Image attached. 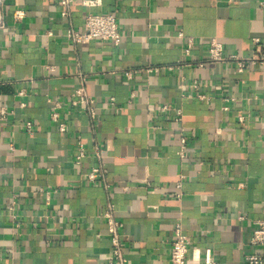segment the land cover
<instances>
[{"label":"crops","instance_id":"obj_1","mask_svg":"<svg viewBox=\"0 0 264 264\" xmlns=\"http://www.w3.org/2000/svg\"><path fill=\"white\" fill-rule=\"evenodd\" d=\"M84 1H73L68 19L60 0L4 6L0 264H111L108 203L127 264H173L176 222L190 238L188 264H243L264 219V68L239 74L236 62L206 57L211 38L241 57L252 54L253 38L264 45V0ZM89 11L117 17L119 45L68 38L70 28L84 30ZM82 77L96 100L93 120L70 104ZM79 141L87 156L77 165ZM96 144L109 190L87 179Z\"/></svg>","mask_w":264,"mask_h":264},{"label":"built area","instance_id":"obj_2","mask_svg":"<svg viewBox=\"0 0 264 264\" xmlns=\"http://www.w3.org/2000/svg\"><path fill=\"white\" fill-rule=\"evenodd\" d=\"M7 0H0V29L6 26L4 6ZM74 0H60V5L62 7L61 15L62 17L68 19L71 16V4ZM100 0H85L84 3L89 6H95ZM25 16L24 10L18 9L14 12V18L20 20ZM124 37L123 31L120 27L117 17L112 13L103 12H92L89 11L85 16L84 30L77 31L70 28L68 31V38L74 44L88 43L92 40H106L110 41L115 45H119ZM253 52L250 56L241 57L238 54L226 53L224 44L217 38H211L209 42V48L207 53V59L213 62L221 63L227 61H233L237 63V72L241 74L246 65L261 66L264 68V45L260 38H253ZM193 45V40L188 39V46L184 49L186 55L190 54ZM199 66H204L202 62ZM130 76V73L127 74ZM85 77H82L79 85L71 94L70 104L74 108L80 109L89 118L94 119L96 112V100L90 95L85 88ZM19 95H24V90L18 92ZM228 101V99H227ZM109 103L115 105V98H110ZM24 106V104L22 105ZM61 106L60 102H56L53 105L52 119L58 122L59 112L58 108ZM227 108V106L225 107ZM169 105H164L162 110H169ZM178 115L181 116L180 110L177 111ZM6 112L3 110L0 112V116H4ZM175 120H180V117H175ZM240 120H244V116L240 117ZM25 127L27 130H31L33 127L32 122H26ZM59 129L61 131L66 130V125L64 123L59 124ZM187 138L181 137V145L183 150L185 149ZM93 155L95 158V165L87 174V179L90 182H100L106 190L110 189V183L106 178L105 174V156L104 149L101 144H96L93 147ZM87 156L86 146L83 142L79 141L77 146V153L75 155V164L80 165L84 158ZM182 178L176 184L177 197L182 196ZM44 191V189H41ZM48 194V192H47ZM114 205L108 203V209L104 213V218L108 224V236L111 243L112 252V262L111 264H127L123 242L121 239V234L119 231L120 224L113 215ZM174 235L170 243L171 253L170 261L173 264H188L189 251H190V238L185 232L184 226L181 222H176L173 228ZM250 244L254 247V250L245 255L243 264H264V219H259L256 221V226L254 227ZM205 262H212V255L210 250H207L205 254Z\"/></svg>","mask_w":264,"mask_h":264}]
</instances>
